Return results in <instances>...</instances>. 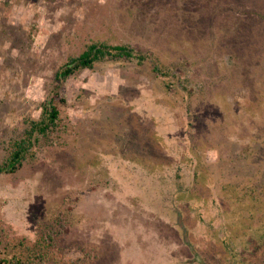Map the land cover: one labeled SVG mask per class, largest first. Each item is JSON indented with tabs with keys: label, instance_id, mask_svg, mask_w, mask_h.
<instances>
[{
	"label": "rangeland",
	"instance_id": "1",
	"mask_svg": "<svg viewBox=\"0 0 264 264\" xmlns=\"http://www.w3.org/2000/svg\"><path fill=\"white\" fill-rule=\"evenodd\" d=\"M96 42L144 61L64 84L58 132L0 174V254L264 264V0H0V163Z\"/></svg>",
	"mask_w": 264,
	"mask_h": 264
},
{
	"label": "trees",
	"instance_id": "2",
	"mask_svg": "<svg viewBox=\"0 0 264 264\" xmlns=\"http://www.w3.org/2000/svg\"><path fill=\"white\" fill-rule=\"evenodd\" d=\"M123 59L127 61L138 59L139 63L144 61V57L136 55L132 47L128 45L114 46L104 42L89 44L82 54L70 58V60L55 74V82L57 83L56 89L58 91L54 90L53 97L45 101L42 105L43 118L38 121H32L30 128L26 132V136L12 145V150L9 152L7 160L0 163V174L14 173L15 170L20 168L22 163L28 159V156L30 158L33 157L31 151L34 149L36 142L38 143L41 138L48 141L58 132L57 129L59 128V121L63 111L62 108L66 104L63 86L67 80L77 76L83 70L93 71L96 70L99 65L115 63ZM46 254L42 256V252L33 256V253H29L26 260H6L0 254V264H83L84 262L83 258L77 260L51 259Z\"/></svg>",
	"mask_w": 264,
	"mask_h": 264
},
{
	"label": "crops",
	"instance_id": "3",
	"mask_svg": "<svg viewBox=\"0 0 264 264\" xmlns=\"http://www.w3.org/2000/svg\"><path fill=\"white\" fill-rule=\"evenodd\" d=\"M183 257V260L182 261H184V256H182ZM160 261V258H159V260H158V262ZM162 262H163V259L161 260V264H162ZM175 262H176V260H175ZM178 262V263H177ZM177 262H176V264H180V259H177ZM181 263H184V262H181ZM171 264H173V263H171ZM175 264V263H174ZM188 264V263H187ZM191 264H193V263H191Z\"/></svg>",
	"mask_w": 264,
	"mask_h": 264
},
{
	"label": "clouds",
	"instance_id": "4",
	"mask_svg": "<svg viewBox=\"0 0 264 264\" xmlns=\"http://www.w3.org/2000/svg\"><path fill=\"white\" fill-rule=\"evenodd\" d=\"M101 3H103V0H101Z\"/></svg>",
	"mask_w": 264,
	"mask_h": 264
}]
</instances>
